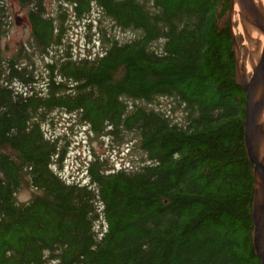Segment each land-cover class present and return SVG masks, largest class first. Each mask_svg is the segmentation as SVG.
<instances>
[{
    "label": "trees",
    "instance_id": "16d2710c",
    "mask_svg": "<svg viewBox=\"0 0 264 264\" xmlns=\"http://www.w3.org/2000/svg\"><path fill=\"white\" fill-rule=\"evenodd\" d=\"M18 1L31 39L6 56L0 0V264H261L234 0ZM94 8L141 36L121 43L101 29L102 51L76 57L69 20ZM159 96L182 105L180 121L176 106L139 103ZM56 110L114 150L133 134L145 161L119 166L92 148L88 182L68 180L54 164L71 141L45 129ZM25 188L36 192L20 201Z\"/></svg>",
    "mask_w": 264,
    "mask_h": 264
},
{
    "label": "rangeland",
    "instance_id": "374dc122",
    "mask_svg": "<svg viewBox=\"0 0 264 264\" xmlns=\"http://www.w3.org/2000/svg\"><path fill=\"white\" fill-rule=\"evenodd\" d=\"M51 1V0H48ZM50 4V3H49ZM9 11L10 26L7 35L2 40V48L6 56L15 54L20 45L25 43L29 44L31 39V27L28 21V9L20 5L18 0H7ZM235 6V5H234ZM235 10V9H234ZM240 12L236 10L233 13L232 21L238 23L237 27H233L234 35L240 39L241 51H246L244 59L240 57V65L243 68V72L247 74L252 73L253 69L247 67L248 59L251 55V49L248 43V38L242 32L238 31L240 22L236 17H239ZM94 23V26L89 29L87 23ZM69 30L66 34L67 40L71 43V51L78 57L80 55H87L88 52L97 53L102 51L104 47L103 33L101 29L107 30V35L111 38L115 35L121 43L130 42L138 39L141 36V31H123L115 26L109 19L105 18L102 12L94 8L92 14L88 20L78 19L75 16H71L69 20ZM112 40V39H110ZM65 42V40H63ZM249 47V48H248ZM246 48V49H245ZM245 49V50H244ZM56 51H63L62 48H58ZM49 60V58H46ZM44 61L36 57V65L34 71L36 74V84L39 85L43 82L47 76ZM18 84V83H17ZM140 104L149 106L154 109H162L172 113V108L176 120L180 121L183 116L182 105H179L175 98L169 96H159L145 103L139 101ZM130 106L138 104L136 101H129ZM53 124L45 125V129L49 135H55V137L67 136L71 141L69 143L66 154L61 159V162L54 164V170L62 174L65 178L71 181L88 182L86 175V166L91 159L92 148H94L100 155H109L112 160L119 166L137 167L136 162H144L143 151L138 146V139L133 137L132 142L122 144L118 150L112 148L111 139L109 137L96 136L90 131L87 124L80 121L77 114H71L64 110H56L52 114ZM36 190L33 188H25L19 194H16V198L20 201H27ZM102 219V218H100ZM101 222L98 223L99 226ZM47 264H54L48 262Z\"/></svg>",
    "mask_w": 264,
    "mask_h": 264
},
{
    "label": "water",
    "instance_id": "95a60500",
    "mask_svg": "<svg viewBox=\"0 0 264 264\" xmlns=\"http://www.w3.org/2000/svg\"><path fill=\"white\" fill-rule=\"evenodd\" d=\"M243 9L254 18V24H258V30L264 33L262 15L253 0H238ZM236 0H234L235 4ZM234 7V6H233ZM234 13V9L232 10ZM238 70L246 91V146L249 157L254 165L255 197L253 219L255 225L254 245L256 253L264 264V122L260 119L264 112V51L260 63L253 68L250 74L243 72L240 65L241 50L234 36Z\"/></svg>",
    "mask_w": 264,
    "mask_h": 264
},
{
    "label": "bare ground",
    "instance_id": "6f19581e",
    "mask_svg": "<svg viewBox=\"0 0 264 264\" xmlns=\"http://www.w3.org/2000/svg\"><path fill=\"white\" fill-rule=\"evenodd\" d=\"M256 7L260 11L262 15V24L264 25V0H253ZM235 6L233 7L234 12L236 14V10L240 12L238 19L240 22V26L238 27V31L242 32L248 38V43L251 49V55L248 59L247 67L249 69H253L260 63L262 52L264 51V33L258 30V24H254V18H250L249 14L243 9L240 2L236 0ZM264 28V27H263ZM249 48V47H248ZM264 122V112L260 119ZM264 155V148L262 150V156Z\"/></svg>",
    "mask_w": 264,
    "mask_h": 264
}]
</instances>
